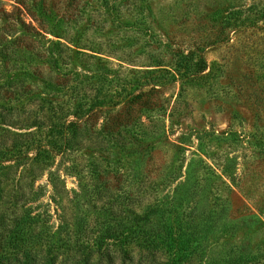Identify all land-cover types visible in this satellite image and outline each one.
Here are the masks:
<instances>
[{"label":"rangeland","instance_id":"1","mask_svg":"<svg viewBox=\"0 0 264 264\" xmlns=\"http://www.w3.org/2000/svg\"><path fill=\"white\" fill-rule=\"evenodd\" d=\"M157 208L264 264V0H0V264H168L101 247Z\"/></svg>","mask_w":264,"mask_h":264},{"label":"trees","instance_id":"2","mask_svg":"<svg viewBox=\"0 0 264 264\" xmlns=\"http://www.w3.org/2000/svg\"><path fill=\"white\" fill-rule=\"evenodd\" d=\"M46 1V0H45ZM43 2V1H42ZM41 6H44L43 3ZM37 14L42 17L44 20H50L48 17V10L44 11L41 9V12H37ZM57 30V29H56ZM47 35H51L56 39H62V33L59 31H55V29H51L49 33L46 32ZM51 43L52 40L48 39ZM56 44V43H55ZM7 51H4V53ZM9 54V53H5ZM198 63L202 69H204V65L206 66L205 60L202 59ZM134 102V100H131ZM132 105V103H130ZM157 213V216L164 221L166 224L164 234L161 235V232L155 231L157 228H154L153 225V237L152 235H148L145 233L147 230V224L150 222L149 216L142 217L141 215H134L135 217L127 220L124 223H117L112 220H106L104 223L99 226L101 228V232L104 231L102 235H100V239H102L101 247H104L108 241L114 240L117 242L125 243V244H133L135 242L142 243L147 249H154L155 251H166L170 254L171 259L168 264H182L190 261L199 250H201V239L199 235V231L197 229V222L193 221H184L177 220L176 222H171V215L169 213V217L167 216V212L164 209H155L153 214ZM79 227L77 231H86V221L84 219L77 220ZM162 221V222H163ZM114 222V223H112ZM19 225H23L24 222H19ZM30 225H34V223H30ZM228 229H231V225L226 226ZM226 228V229H227ZM123 230L128 231L122 232ZM148 235L149 237H146ZM124 237V238H122ZM123 240V241H122ZM246 260L250 259V253L243 254ZM207 264H233L232 262H219L217 260L212 259Z\"/></svg>","mask_w":264,"mask_h":264}]
</instances>
